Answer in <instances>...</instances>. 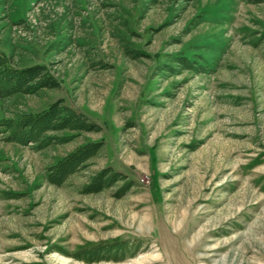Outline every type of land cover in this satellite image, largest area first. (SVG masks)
I'll return each mask as SVG.
<instances>
[{"label":"rangeland","instance_id":"rangeland-1","mask_svg":"<svg viewBox=\"0 0 264 264\" xmlns=\"http://www.w3.org/2000/svg\"><path fill=\"white\" fill-rule=\"evenodd\" d=\"M0 55L60 84L0 99V120L63 100L102 128L44 150L0 134V264H264V4L0 0ZM109 168L126 180L87 193ZM115 242L118 260L77 257Z\"/></svg>","mask_w":264,"mask_h":264},{"label":"trees","instance_id":"trees-1","mask_svg":"<svg viewBox=\"0 0 264 264\" xmlns=\"http://www.w3.org/2000/svg\"><path fill=\"white\" fill-rule=\"evenodd\" d=\"M243 2L258 5L264 4V0H241ZM136 58H139L138 56ZM187 69H192L193 64L186 59H180ZM201 70V69H200ZM199 71L204 72V71ZM59 82L49 73L43 65H36L24 69H16L9 64L5 55H0V99H7L17 94L35 95L43 89H56ZM102 128L89 119L66 106L63 100H57L45 110L38 113H30L20 118L0 120V134L5 135L7 142L28 146L34 144L37 150H44L53 145H64L72 142L75 135L66 137H54L52 133L68 131L79 135L82 132H101ZM103 142L88 143L80 147L66 158L52 167L49 181L56 186H62L68 178L78 173L87 166L102 149ZM126 178L112 169L103 170L86 188L87 193H100L115 184L125 181ZM132 187L127 183L122 193ZM127 242L106 243L85 249L77 254L78 258L88 262L101 260H118L119 256L127 249Z\"/></svg>","mask_w":264,"mask_h":264}]
</instances>
